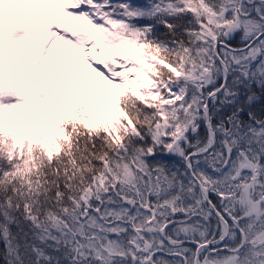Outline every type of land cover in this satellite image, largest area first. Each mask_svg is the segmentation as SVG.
<instances>
[{
	"label": "snow or ice",
	"instance_id": "obj_1",
	"mask_svg": "<svg viewBox=\"0 0 264 264\" xmlns=\"http://www.w3.org/2000/svg\"><path fill=\"white\" fill-rule=\"evenodd\" d=\"M0 264H264V0H0Z\"/></svg>",
	"mask_w": 264,
	"mask_h": 264
},
{
	"label": "rangeland",
	"instance_id": "obj_2",
	"mask_svg": "<svg viewBox=\"0 0 264 264\" xmlns=\"http://www.w3.org/2000/svg\"><path fill=\"white\" fill-rule=\"evenodd\" d=\"M109 51L111 52V50L109 49ZM113 55H115V53H112Z\"/></svg>",
	"mask_w": 264,
	"mask_h": 264
}]
</instances>
